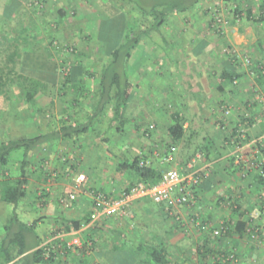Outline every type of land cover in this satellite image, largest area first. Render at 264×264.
Here are the masks:
<instances>
[{
	"label": "crops",
	"instance_id": "obj_1",
	"mask_svg": "<svg viewBox=\"0 0 264 264\" xmlns=\"http://www.w3.org/2000/svg\"><path fill=\"white\" fill-rule=\"evenodd\" d=\"M211 1L199 0L187 11H170V0L54 1L55 21L69 23L76 30L83 28L81 41L86 39L88 44L103 48L104 52L97 56L99 60L110 59L128 29H134L131 39L137 40L138 45L131 56L132 75L136 77L131 82L136 92L159 93L162 97L169 94L164 102L172 103L182 116H189L184 121L182 138H191L194 133H187L192 125L201 126L195 135L200 142L192 160L185 164L174 162L178 155L182 156V151L180 154L174 146L171 162L162 159L170 149L160 150L161 157L153 151L151 165L162 173L171 168L185 172L190 163L199 169L213 164V170L196 190V206L172 207L170 203L157 204L144 198L132 202L122 216L104 218L91 226V192L96 190L108 198L121 194L113 193L116 188L108 183L113 181L106 178L104 170L97 168L96 173L98 153H107L106 145L96 143L101 134L91 136L90 131L97 129L94 126L84 135L60 136L42 144L27 157V193L17 209L20 221L32 227L35 234V239L30 240L34 244L30 252L43 250L40 264H155L143 248L161 251L169 264H213L215 254L231 251L237 259L230 264H264V180L256 170L243 177L245 169L235 163L236 144L229 134L235 136L240 129H246L251 138L264 137L263 106L255 94L258 90L264 96V77H260L264 72V0H246L247 4L242 0L247 20L231 27L226 38L220 40L212 35L208 26L212 24L205 19ZM144 10L150 15H145ZM165 11L166 19L156 29L152 14ZM253 17L260 18L259 22H253ZM188 30L193 34L188 35ZM229 45L241 49L262 70L252 75L250 69L239 68L231 57L219 54L220 48ZM102 72V68H81L72 80L76 83L77 76L87 91L99 78L97 91L101 89ZM194 92L195 97H191ZM162 102H155L154 106H163ZM224 105L232 109L230 117L222 113ZM220 126H226L227 131H221ZM60 130L61 127L56 131ZM74 155L88 158L90 163L95 156V169L91 165L80 172L82 176L77 175ZM244 155L264 160V147L247 148ZM18 166V162L11 163L8 168L17 170ZM79 177L84 179L81 184L77 183ZM71 195L76 199L72 201ZM5 218L4 226L10 216ZM223 222H231L232 230L222 238H214L212 230ZM252 227L259 230L258 240L249 237Z\"/></svg>",
	"mask_w": 264,
	"mask_h": 264
},
{
	"label": "rangeland",
	"instance_id": "obj_2",
	"mask_svg": "<svg viewBox=\"0 0 264 264\" xmlns=\"http://www.w3.org/2000/svg\"><path fill=\"white\" fill-rule=\"evenodd\" d=\"M54 1L0 0V27L6 26L8 29L12 26V28L17 30V36L20 39L21 56L17 61V72L36 78L47 85V88L37 95L35 105L25 102V93L19 86L11 87L9 99L4 96L0 97V143L9 139L23 138L31 134L53 132L68 124L82 125L89 120L90 115L93 113V108L99 100L98 90H95L99 78H97L95 83L91 84V89L87 88V91H84L86 87L80 83L79 78H76V86H73L74 82L68 81L67 78L76 68L103 69L106 61L97 59V56L101 52L103 53L104 50H102L103 48L100 44H88L89 41L86 39L81 41L84 33L83 28L81 29L83 31H81L76 30L75 26H71L69 23H57L55 21L57 7ZM211 2V7L210 4L208 5L210 8H207L205 19L209 24H212V26H208L212 31V35L216 36L218 40L226 38L232 29L231 27L236 26V24H242L247 20V15L243 10L246 0L245 2L242 0H212ZM217 10L220 12V17L229 22L223 33H218L216 27L213 26L214 14L218 12ZM72 15L70 13L71 18ZM259 19L253 17L251 20L259 22ZM6 27L3 29L5 30ZM192 32L188 30V35L193 34ZM0 48H2V45H0ZM221 52L223 55L231 57L234 65L237 66L239 64V68L249 69L244 63V58L249 56L244 54L241 49L234 45H229L220 48L219 54ZM84 53H87V55L82 56ZM5 56V54L0 55V60ZM87 56L95 59L84 61ZM94 64L95 66H93ZM132 64V60H130L127 71L130 80H133V77L136 80V77L132 75L134 72ZM140 81L142 80L140 79ZM162 96L159 93L136 92L135 87L130 101L123 109L122 119L114 127L109 129L110 122L114 118V105H109L101 118L94 120L93 127L95 126L97 129L91 130L90 134H101V137H98L100 141H96V143L107 147V153L104 156L98 153L100 163L96 162V169L98 168L102 172L104 170L106 178L108 177L113 181L108 183L116 188L117 192H113L115 194L126 190L138 181L133 174L127 171L124 172L120 168V164L123 161L130 162L137 157L153 159L155 158L153 151H164L172 146L177 147L180 150V154L182 151V156L178 155V159L176 158L174 162L185 164L194 157V149L200 142L196 140L195 135L201 129V126L198 124L192 125L190 132L188 130L187 134L189 136L191 132L194 134L188 139L187 137L182 138L185 133L183 128L181 139L175 142L170 130L175 126L174 117L177 114H182L176 110L172 103L164 102L163 98L169 96V94ZM191 97H195V92L191 94ZM191 99L194 101V98ZM161 100L163 102L160 104H163V106H154L155 102H160ZM222 113L225 117H230V115L226 116L223 110ZM186 117L189 116L183 114L184 121ZM152 125L155 126L153 134L147 136L146 131ZM221 131H223L222 127ZM94 134H91V136ZM184 151L186 152L185 156ZM22 154V152L15 153L11 163L16 164L22 161L23 157L20 158ZM81 157L74 155L72 158L76 166L77 175H80V172H83L85 167L91 165L94 167L95 164V156L92 163H90L88 158ZM172 166L175 167V165ZM1 169L0 238L4 235L3 223H5L6 219L5 215L6 217L9 216L8 206L4 205L5 202L2 199L4 188H2L1 184L6 182V180L19 177L18 175L20 174V172L8 167ZM98 169L96 171L97 174L99 173ZM104 174L101 173V176H104Z\"/></svg>",
	"mask_w": 264,
	"mask_h": 264
},
{
	"label": "trees",
	"instance_id": "obj_3",
	"mask_svg": "<svg viewBox=\"0 0 264 264\" xmlns=\"http://www.w3.org/2000/svg\"><path fill=\"white\" fill-rule=\"evenodd\" d=\"M198 1L170 0V11L173 9L187 11L197 5ZM166 13L168 12H154L152 14L156 18V29L165 21ZM144 14L150 15V12L144 10ZM4 27L6 26L0 27V45H2L0 55H6L0 60V97L4 96L9 99L11 87L19 86L25 93V102L35 105L37 95L44 91L47 85L36 78L17 72V61L21 56L20 39H18L17 30L12 28V26L8 29L6 27L5 30L3 29ZM133 31L134 29H128L122 44L111 54L110 59L106 61L102 76L100 77L101 89L98 90L99 100L96 102L93 113L87 122L79 126L64 125L60 131L41 133L31 138L9 139L0 143V171L2 170L1 168L10 166L15 153H23V159L18 162L20 166L16 170L20 171L19 177L6 180V182H2L1 184L2 188H4L2 199L8 206L10 218L3 228L4 235L0 239V264H40L43 261V250L39 249L30 252L34 245L30 240L31 238L35 239L33 228L22 223L17 214L19 203L27 193L25 190V186L28 184L27 169L29 162H27V157L31 151L46 142L59 139L60 136L68 137L88 133L93 128L94 120L100 119L109 105H114V118L110 122L109 129L122 119L123 109L127 106L135 90V86L131 82L127 71L132 51L138 45L137 40L131 39ZM79 69L81 68H76L72 71V74L67 78L68 81H74L72 78ZM258 70L260 69L254 68L256 73ZM260 77H264L263 73H260ZM232 81L234 83L235 80L233 79ZM72 85L76 86L75 83ZM174 119L175 126L170 130V133L175 142H177L182 137L184 119L180 114H177ZM141 162L142 158L137 157L130 162L123 161L120 164V168L133 174L138 181L154 184L159 182L162 178V172L155 169L152 165L141 166ZM261 179L264 180V178ZM75 226L78 228V223H75ZM142 250L155 264H169L166 255L161 251L147 248H143ZM18 258L20 259L16 261Z\"/></svg>",
	"mask_w": 264,
	"mask_h": 264
},
{
	"label": "built area",
	"instance_id": "obj_4",
	"mask_svg": "<svg viewBox=\"0 0 264 264\" xmlns=\"http://www.w3.org/2000/svg\"><path fill=\"white\" fill-rule=\"evenodd\" d=\"M214 14L213 26L216 27L218 33H223L224 29L229 25V22L223 20L220 17V12L217 10ZM244 63L249 67L252 75H255L254 68L261 69V66L257 64L251 57H245ZM264 73V72H263ZM237 83V80L234 82ZM256 100L263 106L264 115V96L260 94L258 90H255ZM222 110L226 116L231 115L232 109L229 106H222ZM222 127V126H221ZM155 126H150L146 131L147 136L152 134ZM227 127L223 126L222 130H226ZM230 137L236 144V150L234 153L235 163L238 167H242L245 170L242 172L243 177L249 174L250 170H256L261 178H264V160L260 157L248 158L244 155V150L251 147H264V137L258 138L249 137L246 129H240L237 135ZM176 152L175 147H171L169 153L162 159L163 162L169 163ZM259 153V152H258ZM157 157H161L160 153H156ZM149 159H142L141 166H150ZM213 170V164H207L204 168H195L193 163L187 165L185 172L171 168L162 173V178L157 183H146L143 181H137L134 185L130 186L126 190L122 191L116 198H108L102 193L94 190L91 192V196L94 199V211L90 216L89 224L91 226L97 225L104 218H117L122 216L127 207L134 201L148 198L157 204L170 203L171 206H196L197 204V189L201 185L202 180L209 177ZM84 182L83 177L77 179V183ZM70 199L73 201L76 199L75 195H71ZM171 215L179 221L180 219L175 216L173 212ZM233 224L220 223L219 226L212 230L214 238H222L229 234L232 230ZM249 237L251 240L259 239V230L257 228L249 229ZM60 235V234H58ZM78 244V243H77ZM237 259L236 253L231 251L229 253H219L212 257L213 264H230Z\"/></svg>",
	"mask_w": 264,
	"mask_h": 264
}]
</instances>
